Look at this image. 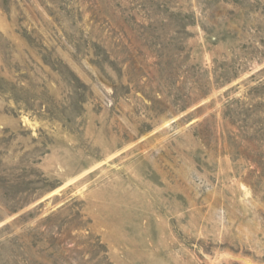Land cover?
I'll return each instance as SVG.
<instances>
[{
  "label": "rangeland",
  "instance_id": "obj_1",
  "mask_svg": "<svg viewBox=\"0 0 264 264\" xmlns=\"http://www.w3.org/2000/svg\"><path fill=\"white\" fill-rule=\"evenodd\" d=\"M0 264H264V0H0Z\"/></svg>",
  "mask_w": 264,
  "mask_h": 264
}]
</instances>
